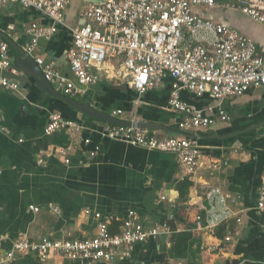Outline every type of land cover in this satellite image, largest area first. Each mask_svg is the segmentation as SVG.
<instances>
[{
	"label": "crops",
	"instance_id": "0c3cea01",
	"mask_svg": "<svg viewBox=\"0 0 264 264\" xmlns=\"http://www.w3.org/2000/svg\"><path fill=\"white\" fill-rule=\"evenodd\" d=\"M88 3L71 0L63 14L65 24H82L81 12ZM200 13L203 19L222 22L252 39L264 58L263 25L230 9L213 8ZM31 23L49 25L50 21L17 3L8 2L0 9V32L17 47L23 49L28 40L25 29ZM71 43L69 31L58 27L51 39H41L30 54L40 68L52 62L72 79L65 57ZM9 55L11 66L0 70V76L17 83L18 89L0 88V236L5 237L1 253L9 249L19 232L33 241L44 236L59 240L91 236L95 220L83 215L84 209L112 221L109 230L133 211L145 227L166 221L173 223L176 232L189 229L193 233L198 214L194 202L207 188L219 187L239 197L234 208L239 223L232 218L211 233L195 231L200 242L198 250L193 244L183 257L172 253L171 231L159 240L149 239L136 246L131 262L115 264H264V218L254 209L264 172V87H250L241 96L225 99L222 104L229 122L189 132L177 129L181 115L167 105L169 77L157 88L139 95L96 72L99 82L83 95L71 98L120 120L154 125L147 130L157 136L195 139L206 166L225 162L219 170L200 169L195 175L183 176L172 153L101 138L97 131L108 122L90 118L43 91L36 79L16 66L17 54L10 45ZM180 98L203 110L216 104L209 95L196 97L187 91H181ZM51 113L89 129L81 133L58 130L46 135L44 128ZM85 138H90V143L85 144ZM96 144L101 151L91 158L88 153ZM64 149L67 151L62 155ZM183 182L190 185L186 188ZM49 205L58 212L48 209ZM30 207H38L39 211ZM226 236L231 241L225 242ZM205 244L213 246L212 252L200 251ZM10 264L71 263L57 258L41 261L27 254L16 255Z\"/></svg>",
	"mask_w": 264,
	"mask_h": 264
},
{
	"label": "built area",
	"instance_id": "2783aa9c",
	"mask_svg": "<svg viewBox=\"0 0 264 264\" xmlns=\"http://www.w3.org/2000/svg\"><path fill=\"white\" fill-rule=\"evenodd\" d=\"M8 2L33 9L50 21L49 25L31 23L25 29L28 40L23 49L29 54L41 39H51L58 27L69 31L72 43L65 57L73 78L63 75L52 62L43 64L41 71L55 90L70 98L81 96L96 85L100 80L96 72L127 85L139 95L157 88L169 77L167 105L181 115L177 129L189 132L229 122L223 101L241 96L250 87H264V58L252 39L200 15L201 11L213 8L230 9L264 26V0H101L88 3L81 12L83 23L74 27L63 20L71 0H0V9ZM11 61L9 45L0 38V70L8 69ZM0 88L15 91L18 85L0 76ZM181 91L196 97L209 95L216 104L205 110L197 108L180 98ZM86 129L89 127L51 113L44 133H81ZM97 134L146 150L172 153L183 176L195 175L200 169L216 171L225 165L211 162L206 166L200 145L184 135L161 137L147 129L111 123L99 128ZM84 143H90V138H85ZM66 151L60 153L65 155ZM100 151L101 146L96 144L88 155L93 158ZM238 201V196L219 187L207 188L202 198L194 202L198 209L194 230L211 233L232 218L239 223L234 210ZM30 209L39 211L38 207ZM48 209L58 212L51 205ZM254 209L264 218V172ZM83 215H91L95 220L91 236L63 240L44 236L33 241L19 232L9 249L2 253L0 249V264H10L16 255L27 254L41 261L57 258L71 264L131 262L136 246L171 233L166 221L145 227L133 211L128 212L116 232L109 230L112 221L102 219L100 213L84 209ZM4 239L0 236V244ZM224 241H231L230 237L226 236ZM213 249L207 244L200 247V251L207 253Z\"/></svg>",
	"mask_w": 264,
	"mask_h": 264
},
{
	"label": "water",
	"instance_id": "95a60500",
	"mask_svg": "<svg viewBox=\"0 0 264 264\" xmlns=\"http://www.w3.org/2000/svg\"><path fill=\"white\" fill-rule=\"evenodd\" d=\"M88 1L91 3L99 2V0H88ZM0 37L3 38L12 48L15 49L17 54L15 58L16 66L28 76H31L34 79H36L37 81L36 85L40 87L43 91L48 93L49 95L62 99L64 102H66L67 104H69L70 106H72L73 108H75L76 110L80 111L82 114L90 118L103 120L111 124L123 125L125 127H134L140 129L154 128V125L148 123L132 122V121L117 119L111 115L105 114L101 111L94 109L89 104L81 103L77 100L71 99L59 93L44 78L41 68L39 67L38 63L35 61V59L32 57L31 54L24 51V49H22L21 47L15 46L11 41V39L7 37V35H5L4 33L0 32Z\"/></svg>",
	"mask_w": 264,
	"mask_h": 264
},
{
	"label": "trees",
	"instance_id": "16d2710c",
	"mask_svg": "<svg viewBox=\"0 0 264 264\" xmlns=\"http://www.w3.org/2000/svg\"><path fill=\"white\" fill-rule=\"evenodd\" d=\"M182 184L185 185L186 188L190 185V183L188 182H183ZM167 223L169 227L171 228V231H173L172 237H171L173 241L171 250L174 256H179V257L186 256L188 252H190L191 250L190 248L193 244L196 245V249L198 250V246L200 242H199L198 237L196 238L194 235L196 230L193 233L189 229L184 230L183 232H176L173 226V223L172 222H167ZM117 229H118V226H115L114 229H110V230L111 232H116ZM191 230H194V227Z\"/></svg>",
	"mask_w": 264,
	"mask_h": 264
}]
</instances>
